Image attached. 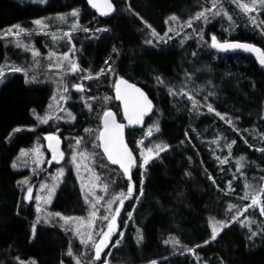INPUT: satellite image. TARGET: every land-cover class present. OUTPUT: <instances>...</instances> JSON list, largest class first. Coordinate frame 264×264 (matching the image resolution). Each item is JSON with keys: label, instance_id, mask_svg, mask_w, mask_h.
Instances as JSON below:
<instances>
[{"label": "trees", "instance_id": "1", "mask_svg": "<svg viewBox=\"0 0 264 264\" xmlns=\"http://www.w3.org/2000/svg\"><path fill=\"white\" fill-rule=\"evenodd\" d=\"M112 1L116 13L104 19L87 7L86 0H46L43 4L39 0H0V66L5 73L0 83V264H17V257L21 261L35 259L38 264L70 263L69 248L74 254L80 252L77 240L60 228L59 221H53L55 225L37 224L35 237L29 239L35 202L23 199L21 181L27 177L36 181L38 177H32L25 166L12 165L21 148H29L44 133L57 132L63 140L64 158L47 168L51 171L64 166L65 176L50 209L61 215L81 213L80 188L67 165L71 139L65 138V131L71 128L73 135H80L87 127L94 130L96 137L105 110L113 109L120 119L119 104L114 98L115 77L140 85L154 102L144 126L127 131L132 150L137 155L138 141L142 139L144 145L158 140L169 148L159 158L154 157L145 169L138 164L131 177L133 196L125 203L118 218V231L102 257L109 264H149L152 260L157 264H264V215L257 207H247L242 218L239 216L221 229L215 240L203 244L211 236L208 216L230 220L248 203L246 183L251 186L248 192L259 193L264 207V192L260 191L264 187V180L260 179L264 177V66L250 55H222L210 43V35H215L220 41L251 42L264 51V8L247 14L238 6L239 1L251 5L252 0H215L217 7L213 12L220 14L206 12L208 23L193 19L189 27L185 22L197 12L212 8L213 0ZM73 9L81 16L77 32L82 33L84 28L89 29L85 33L104 28L108 31H95L100 33L96 38L72 35L75 50L71 57L79 69L62 79L68 89L63 103L69 105L68 112L75 119L39 125L36 114L46 107L56 78L52 80L49 74L34 69L37 59L28 50L29 44L23 49L14 34L5 35L2 31L13 24L26 25L36 18ZM173 15L176 20L170 19ZM69 30L72 33L71 27ZM153 30L157 35H152ZM149 40L151 44L146 43ZM114 47L116 52L112 51ZM20 52L32 67L18 59ZM106 60L114 73L106 70ZM13 67L23 71L9 72ZM102 68L105 72L97 76ZM24 69L30 73V83H25ZM185 73L192 76L191 82L185 80ZM84 76L92 78L83 79ZM156 76H161L166 84L157 85ZM76 84L82 85L83 90H74ZM181 85L198 101L196 108L187 96L177 95L175 101L168 94V87L179 91ZM197 88L199 91H193ZM86 102L90 107L85 106ZM207 104H212L215 112L209 113ZM153 122L159 123L160 130L146 136ZM15 128L21 130L13 132ZM218 135L231 144L225 149L224 163L213 142ZM82 136L89 141L85 142L87 151L96 148L99 158L95 165L104 168L102 178L109 177L113 189L110 191L125 189L129 180L105 160L98 141L93 147L88 138L93 135ZM44 172L39 173L40 178ZM232 179L234 189L230 191L227 183ZM95 227L99 228L98 222ZM253 231L258 235L249 240ZM172 238L180 243L174 246L164 242ZM117 241L118 247L112 248ZM185 247L193 251H186Z\"/></svg>", "mask_w": 264, "mask_h": 264}, {"label": "rangeland", "instance_id": "2", "mask_svg": "<svg viewBox=\"0 0 264 264\" xmlns=\"http://www.w3.org/2000/svg\"><path fill=\"white\" fill-rule=\"evenodd\" d=\"M121 1V0H119ZM241 4V2L239 1ZM69 11V10H68ZM73 11V10H72ZM70 12H58L51 14L49 17H41L36 18L35 20H40L41 24H35L33 21L26 25L21 24H13V25H19L18 29H13L12 33L14 34V40L22 47L23 49L26 48L27 44H29L28 49L31 52L33 50L39 52V56L34 57L33 59H37L34 62V69L36 70H42V72L47 73L50 75L51 79L53 80L56 78V81L54 82L55 88L53 89V92L50 94L49 101L46 105V107L43 109V112L39 113L36 116H40L42 118L49 117L47 120V123L53 125L56 124V120H60L63 122H70L74 120L72 117L68 115L69 111V105H65L63 103L66 99H61V87H65V84L63 83L62 77L70 72L71 65L68 63V61H72L73 63H76L75 59L71 57L72 51L75 50L73 41H72V35L78 34V36L87 37L90 36L92 38H96L100 35V33L95 31H90L89 33H85L84 30L80 32H77L81 28V16L78 11V14L76 16H73ZM249 14V12L247 13ZM249 16L252 15L250 14ZM60 17H63L62 19ZM252 21H255L254 19ZM78 25L77 27L73 28V25ZM13 25L7 27L2 33H5L9 28H11ZM57 26V27H56ZM69 27L72 29V33H69ZM19 29H23V31H20ZM1 33V34H2ZM68 33V36H65L64 34ZM55 37V39H53ZM210 35V43H212ZM217 39V38H216ZM219 42L220 40L217 39ZM51 48V52L49 51ZM65 48V49H63ZM60 51V52H57ZM61 53V54H60ZM64 53H67V58L64 57ZM20 61L23 63V65H30V61H28V58H26L23 54V52H20V55L18 57ZM37 64V65H36ZM57 64H60L59 67H57ZM77 64V63H76ZM32 67V66H31ZM46 69V71H44ZM27 70L24 69V74L29 76L30 73H25ZM38 73H41V71H37ZM37 74V73H36ZM38 75V74H37ZM80 85V84H76ZM74 90L80 91L79 88L73 87ZM172 96V95H171ZM172 98L175 99V101L178 99L177 96H172ZM58 116V117H57ZM39 125H45L47 123H43L38 121ZM85 129H88L87 127H84L83 132L80 135H73L74 129L71 130L68 129V131H65V138H70V147L69 151L66 155L69 156V161L67 165L69 168H72L73 174L76 178L77 184L80 188L81 192V199L79 203V210H81V213L77 215H61L63 217H71L72 219L68 222H65L60 218V216H55L54 214L57 213L56 211L50 209V205L53 204L55 194L61 185L63 181V177L65 176L64 173V166H56L53 170H48V166L51 164L49 162V154L46 152L45 148V137L49 134H57V132H47L41 136H38V138L34 141V143L29 148H21L18 152V155L16 157L15 163H18L17 167L24 166L28 168V171L30 172V175L38 177V179L32 180L30 178L23 179L22 182V190H23V197L27 194V190L29 187L32 188V194L30 197V200H33L35 202V219L39 216L40 222L38 225L45 224L43 223V218L45 216H48L50 225H55L54 222L59 221L60 228L63 230H66L70 233L71 239L74 238V240H77L79 246H80V252L78 254L72 253V256H69L71 258L70 263H64L63 264H75V261L73 260V256L79 258L82 262V264H89L90 261H92V258L94 256V248L91 247V242L86 245L81 244V236L84 239H87L88 234L91 233L94 235V238L98 239L99 234L101 233V230H106L107 228V221L103 220L102 218L107 216L110 220L112 216H115L116 219L114 221L116 226V231L113 232L112 237L109 238L108 244L105 246V249L102 251V256L104 251L110 246L113 236L118 231V218L120 216V213L125 206V203L133 196H129L128 199H125L123 203H120V198L117 194L123 193L124 195H127V187L121 191L111 192L113 189L111 188V185L109 183V177L107 176V179L102 178L104 175V171H102L104 168H102V165L100 167L95 165L97 163L98 152L96 151L97 144V136L94 135V130H90L86 132ZM99 130V129H98ZM98 132V131H97ZM85 134H92L93 137L89 136L88 138L91 140L90 145L94 147L91 151H87L85 142L86 139H83ZM60 136V135H59ZM61 137V136H60ZM76 138L81 139L80 144H76ZM214 144L215 147L219 151V157L220 161H226L227 160V152H225V149L228 148V143L225 139H222L221 135H218L214 138ZM89 142V141H88ZM87 142V143H88ZM141 143L138 144V157L141 159V150H145V154H147V149L149 147H154L156 144L160 143V141H151L146 143L145 145ZM227 150V149H226ZM75 153V161H73V155ZM97 156V157H96ZM64 158V153L62 158L59 160L61 161ZM58 161V162H59ZM100 162V160L98 159ZM57 162V163H58ZM45 170V172H44ZM62 170V174H61ZM44 172V177L40 178V172ZM236 178V176H235ZM27 179L28 183L25 184L23 181ZM44 185L45 187H42ZM55 185V190L52 194L51 200L47 203H44V199L47 197L48 192L47 188L52 187ZM105 186H107V190H105ZM228 189L231 191L234 189V183L233 179L228 181L227 183ZM111 190V191H110ZM133 192H134V185H133ZM249 195L248 203L246 205L253 207H257L260 211L261 209V198L260 195H258L259 203L256 205H252L251 196L257 193L254 192H248ZM41 196V200L37 201L36 196ZM115 197V199H114ZM244 198V197H243ZM99 201V202H97ZM109 201H112L111 208L107 211L105 210V207ZM93 205H95L96 210V216L91 217L90 213L93 211ZM246 205L242 207V209L235 215L236 219L240 216L242 218L243 211L247 208ZM248 206V207H249ZM37 207L40 208V211L37 212ZM116 207L120 208L119 213L115 211ZM51 214V215H49ZM214 216H208L207 217V225L209 227V230L211 232V225L209 223V218ZM218 221H234L232 219H218L214 217ZM89 220L92 221L91 226L89 227ZM54 221V222H53ZM99 223V228L95 227V225ZM58 223V222H57ZM37 225V228H38ZM63 225V227H61ZM37 232V229H36ZM77 232H80L81 235H77ZM68 234V233H67ZM68 253V252H67ZM81 253H84V255H81ZM68 255V254H67ZM102 259V258H101ZM101 259L94 262V264H104V261H100Z\"/></svg>", "mask_w": 264, "mask_h": 264}, {"label": "snow or ice", "instance_id": "3", "mask_svg": "<svg viewBox=\"0 0 264 264\" xmlns=\"http://www.w3.org/2000/svg\"><path fill=\"white\" fill-rule=\"evenodd\" d=\"M46 0H39V3L43 4L45 3ZM88 3L94 7L97 8L98 11H100V7L98 6V4L96 3V0H88ZM243 11L245 12H249V11H256L259 8H264V0H252V4L251 5H247V4H239L238 5ZM217 5L215 3V0H213V6L212 8L197 12L196 15L194 17H192L189 21L185 22L187 23V25L189 27H191V20H199V19H204L205 23H208V18L205 15L206 12H213V9L216 8ZM113 11V6L111 3L108 2V0H104V11L101 13L103 15H107L108 13ZM73 16H76L78 14V10L73 9L72 13ZM219 12H213V15H219ZM262 15H264V12L261 13ZM224 15H227V13H224ZM61 19L63 17H60ZM170 19L172 20H176L177 17L175 15H173ZM230 19V17H229ZM33 23L35 24H41L40 20H35L33 21ZM253 23H255V21H253ZM78 25L74 24L73 28L77 27ZM150 27V26H149ZM19 25H13L11 28H9L6 32L5 35H8L9 33H12L13 29H18ZM20 31H23V29H19ZM85 32H88L89 29L84 28L83 29ZM95 31H108L107 28L104 29H97ZM203 30H201L202 32ZM65 36H68V33L64 34ZM152 35L155 36L157 35L156 32L153 30ZM167 35V33L165 34ZM187 39V37H185ZM53 39H55V37H53ZM162 39V38H161ZM200 39H203V35H200ZM212 43H211V47L216 48V49H220V50H235V49H241L247 52H253L256 53V58L258 60V62L260 63V65L264 66V51H261L260 48L256 47L255 45L252 44H248V43H240V42H223L220 43L217 41L216 36L213 35L211 37ZM146 43L151 44L152 41H146ZM183 43V41L181 42ZM113 52H116V48L114 47ZM32 55L33 57H37L39 56V52L33 50L32 51ZM196 53H193V56H195ZM68 54L64 53V57L67 58ZM68 63L71 65V68L69 69L70 71H77L79 69V66L76 63H73L72 61H68ZM105 65L107 66V71L108 72H115V69L112 67L111 64H109V62L106 60L105 61ZM60 64H57V67H59ZM23 71L21 68L18 67H13L9 69V72H20ZM103 72H105V69L102 68L100 70V72L96 73L97 76H100ZM5 73L3 71L2 66H0V83L3 82ZM91 76H84L83 79H91ZM116 79V98L121 100L123 102V107H124V116L125 118L128 120L129 124H135V123H139L143 117L145 116V114L153 109V105L152 102L148 99V97L139 89L136 88L135 85H130L128 84V82L126 80H124L121 77H115ZM157 85H165L166 82L165 80L161 77V76H156L155 77ZM185 80L188 82H191L192 80V76L188 73H185ZM31 81L27 78V75L25 76V83H30ZM124 86L123 88L121 86ZM73 87L79 88L81 91L82 89V85H73ZM61 91V99H66L65 94L67 93L68 89L66 87H61L60 89ZM193 91H199V89H194ZM168 94L172 95V96H177V95H181V96H187L189 100L192 101L193 103V107L196 108L198 105V101L195 100L194 96L189 92L185 90V85H181L179 91H175L173 87H168ZM214 95V93H209V96ZM89 99H94V98H89ZM205 100L207 101V97H205ZM86 107H90V105L86 102L85 104ZM198 110V108H197ZM207 111L209 113L215 112L214 107L212 106V104H207ZM68 115L71 117V113H68ZM217 116H220L221 119H224L225 117L222 116L219 112H216ZM49 117H40L37 116L36 119L40 122L43 123H47ZM73 119L75 117H72ZM102 123H103V128L100 130L99 132V136H98V147L103 149V154L105 156H107V159L109 161H111L113 164H118L120 166V168L123 170V174L125 176H128L130 169L133 167L134 164L137 163V161L133 158V154L132 152L128 149V147L124 144L123 141V137H122V125L117 124L115 121V118L113 116V113L111 111L105 110L102 116ZM229 123L231 121H228ZM20 128H15L13 129V132H18L20 131ZM159 123L158 122H153V125L150 126L149 130L145 133L146 136H152L154 132L158 133L159 132ZM86 132H88V129H85ZM11 136V133L9 134ZM187 135V133H186ZM45 139H47L49 141V147L52 149L53 152V160H56L58 158V153H57V148L54 146L56 143H58V137L55 136L54 134H49L48 136L45 137ZM215 142V141H213ZM81 143V139L80 138H76V144H80ZM141 143L140 141H138V144ZM234 143V142H233ZM229 148L231 147V144L227 145ZM169 148V145L167 143L164 142H160L158 144H156L154 147H149L146 151L147 154H145V150H141V160L139 162V167L141 169H145V166L149 164V162L154 158H159V154L161 152H164L166 149ZM60 157L63 156L62 153L59 154ZM241 160L243 159V157L240 158ZM73 161H75V153L73 155ZM226 161H221V163H224ZM13 168L16 167V163L13 162L12 165ZM241 167L240 165V161H237V170H239ZM61 174H62V170H61ZM209 179H212L211 176H209ZM260 179L264 180V177H261ZM20 183V182H18ZM23 183L27 184L28 181L27 179L25 181H23ZM141 196L143 195V184H144V179H143V173L141 176ZM42 187H45L44 185H42ZM251 186L249 184H245V197H247L249 195L248 193V189ZM55 190V185H53L50 188H47V192L48 195L47 197L44 199V203H47L51 200L52 194ZM105 190H107V186H105ZM32 188L29 187L27 190V194L24 195L23 199L24 200H28L31 197L32 194ZM262 192H264V187L261 188ZM133 194V183L131 182V178H129V182H128V187H127V195H124L123 193H119L117 194L120 198V203L122 204L123 201L125 199H128L129 196H131ZM258 195L254 194L251 196V201H252V205H256L259 203L258 200ZM141 196H136L135 199L140 200ZM37 201L41 200V196L37 195L36 196ZM115 199V197H114ZM99 202V201H97ZM112 205V201H109L108 204L105 207V210L107 211L108 209L111 208ZM249 205H246V207H248ZM135 207V206H134ZM232 205H229V208H232ZM40 211V208L37 207V212ZM115 211L117 213H119L120 208L116 207ZM51 215V214H49ZM55 216H60V218L62 220H64L65 222H68L69 220H71V217H63L60 215V213H55ZM129 217L132 216V213L130 212ZM261 215H264V207H261ZM91 217H95L96 216V210H95V205H93V211H91L90 213ZM40 217L38 216L37 219L32 223L31 225V236L29 237V239H32L33 237H35L36 235V229H37V224L40 222ZM103 220L107 221V228L106 230H101V233L97 238H94V235L89 233L87 239H84L81 236V244L82 245H88L89 242H91V247L94 248V256L92 258V261L89 262V264H94L95 261L103 258L104 259V264H109V260L107 258L102 257V251L105 249V246L108 244V240L110 237H112L113 232H115L116 226H115V216H112V218L109 220L107 216L102 218ZM236 217L233 216L232 220H235ZM232 221H218L216 220L214 217H210L209 218V223L211 225V236L209 237V239H206L203 241V244L206 245L209 243L210 240H215L217 238L218 233L221 231V229L226 228L228 226V224H230ZM43 223L47 224L49 223V219L48 216H45L43 218ZM92 221L89 220L88 224L89 227L91 226ZM127 223V221H126ZM241 223H243V221H241ZM61 227H63V225H61ZM137 232L139 233V229H137ZM77 235H81L80 232H77ZM258 233L257 232H251V234L248 236V239L251 240L253 237L257 236ZM120 236L123 237L124 233L120 232ZM142 240V236L137 238V243L139 244L140 241ZM165 243H172L174 246L176 244H179L180 242L178 240H176L175 238H172L171 240H166L164 241ZM119 241H117L116 245H112V248L118 247L119 245ZM202 245H196L195 247H201ZM186 251H193V249L191 248H187L185 247ZM69 256H72V251L71 248H69L68 253ZM81 255H84V253H81ZM17 260V264H38V262L35 259H29L28 261H21L19 257L16 258ZM73 260L75 261V264H82L81 260L75 256H73ZM61 264H63V262H61ZM149 264H157V262L155 260H152L149 262ZM221 264H223V262H221Z\"/></svg>", "mask_w": 264, "mask_h": 264}, {"label": "water", "instance_id": "4", "mask_svg": "<svg viewBox=\"0 0 264 264\" xmlns=\"http://www.w3.org/2000/svg\"><path fill=\"white\" fill-rule=\"evenodd\" d=\"M109 3L112 4L113 6V11L108 13L107 15H103L101 14L103 11H104V0H96V3L98 4V6L100 7V11L97 10V8H94L92 7L89 3H88V0H86V3H87V7L93 11L98 17H101V18H104V19H107V18H110L111 16H113L115 13H116V5L115 3L112 1V0H108ZM240 42V43H248V44H252V45H255L254 43H251V42H247V41H241V40H222V41H219L220 43H223V42ZM256 47H258L257 45H255ZM259 48V47H258ZM216 49V48H215ZM220 54L222 55H227V54H233V53H239V54H246V55H250V56H253V57H256V53H253V52H247V51H244V50H241V49H235V50H220V49H216ZM128 82V84L130 85H135L136 88H139L147 97L148 99L152 102V105H153V109L148 111L145 116L143 117V119L139 122V123H135V124H129L128 123V120L125 118L124 116V107H123V102L119 99L116 98V85H115V88H114V98L115 100L117 101V103L119 104V112H120V119L118 118V115L117 113L113 110V109H108V111H111L113 113V116L115 118V121L117 124H120L122 125V137H123V141H124V144L128 147V149L132 152L133 154V158L137 161L136 164L133 165V167L130 169L129 171V174L128 176H125L123 174V170L120 168V166L118 164H113L111 161H109L107 159V156H105L103 154V149L99 147V150L100 152L102 153L103 157L105 158V160L111 164L112 166L116 167L122 174L123 176L125 177L126 180H129V178L132 177L133 173L135 172V170L137 169V166L139 164V158L138 156L136 155V153L132 150V148L130 147V145L128 144V141H127V131L128 130H136V129H140L144 126L145 124V121L146 119L149 117V115L152 113V111L154 110V102L152 100V98H150V96L148 95V93L138 84L130 81V80H127V79H124ZM122 88L124 87L123 85L121 86ZM104 113V112H103ZM103 113L101 114L100 116V124H101V128L99 129L98 131V136H99V132L100 130L103 128V123H102V116H103ZM54 134V133H53ZM55 136H57L59 139H58V143H56L54 146L57 148V153H58V158L56 160H53V152H52V149L49 147V141L47 139H45V148H46V151L47 153L49 154V162L52 164V163H57L62 157L59 156L60 153L63 154V151H62V147H63V140L62 138L57 135V134H54ZM98 139V137H97ZM99 143V141H98Z\"/></svg>", "mask_w": 264, "mask_h": 264}, {"label": "flooded vegetation", "instance_id": "5", "mask_svg": "<svg viewBox=\"0 0 264 264\" xmlns=\"http://www.w3.org/2000/svg\"><path fill=\"white\" fill-rule=\"evenodd\" d=\"M41 112H43V110H42ZM41 112H39V113H41ZM39 113H38V114H39ZM38 114H36V115H38ZM36 120H37V119H36ZM37 123H38V122H37ZM36 128H38V127H36ZM36 128H35V129H36ZM44 134H45V133H44Z\"/></svg>", "mask_w": 264, "mask_h": 264}, {"label": "crops", "instance_id": "6", "mask_svg": "<svg viewBox=\"0 0 264 264\" xmlns=\"http://www.w3.org/2000/svg\"><path fill=\"white\" fill-rule=\"evenodd\" d=\"M28 49H31V48H28Z\"/></svg>", "mask_w": 264, "mask_h": 264}]
</instances>
